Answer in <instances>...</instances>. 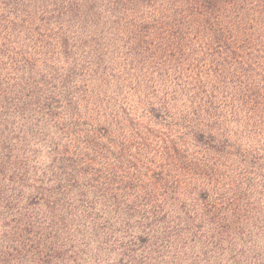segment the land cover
Returning a JSON list of instances; mask_svg holds the SVG:
<instances>
[{
	"label": "trees",
	"instance_id": "trees-1",
	"mask_svg": "<svg viewBox=\"0 0 264 264\" xmlns=\"http://www.w3.org/2000/svg\"><path fill=\"white\" fill-rule=\"evenodd\" d=\"M0 264H264V0H0Z\"/></svg>",
	"mask_w": 264,
	"mask_h": 264
}]
</instances>
